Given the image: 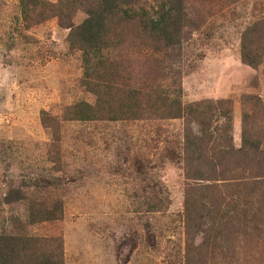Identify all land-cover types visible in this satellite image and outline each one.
I'll list each match as a JSON object with an SVG mask.
<instances>
[{
  "label": "rangeland",
  "instance_id": "rangeland-1",
  "mask_svg": "<svg viewBox=\"0 0 264 264\" xmlns=\"http://www.w3.org/2000/svg\"><path fill=\"white\" fill-rule=\"evenodd\" d=\"M57 2L22 10L20 0H0V234L21 237L30 255L60 247L62 264H264V0L121 5L109 23L115 47L107 53L116 67H128L118 69V89L131 90L136 103L165 95L163 107L181 116L157 118L146 108L140 119L116 121L63 117L72 103L95 98L68 29L42 8ZM167 2L181 28L166 44L142 23ZM125 8L129 21L121 19ZM84 17L76 8L70 23ZM91 59L92 70L98 59ZM208 104L205 126L232 150L229 169L216 165L200 180L193 174L209 165L193 171L183 148L199 117L183 115ZM243 138L257 150L241 151ZM21 186L25 199L1 201ZM192 197L227 213L215 224L212 234H221L213 246L195 227ZM53 203L60 210L54 220H27L28 205Z\"/></svg>",
  "mask_w": 264,
  "mask_h": 264
},
{
  "label": "trees",
  "instance_id": "trees-1",
  "mask_svg": "<svg viewBox=\"0 0 264 264\" xmlns=\"http://www.w3.org/2000/svg\"><path fill=\"white\" fill-rule=\"evenodd\" d=\"M132 0H58L57 4L49 7H42L44 12H52L54 16L58 18L61 25L68 29L67 42L68 46L72 49L79 50L81 52V68H82V82L89 93L94 95L93 103H87L86 101H77L72 103L69 108L64 112V119L77 120V121H91V120H135L140 119L143 112H147L146 108H151V115L160 117L177 118L181 116V113L173 112L163 107L166 102L170 101L165 95H156L149 97L148 103H136L135 95L131 90H119L120 84L118 83L119 71H127V66H117L113 63L115 58H110L107 53L110 52L111 47H115L111 40L113 39V32L109 23L116 19V13L120 9V6L126 3H130ZM22 10L25 5L30 8L39 6L41 7V0H20ZM163 11L158 12L155 17L146 18L143 20L142 27L148 30L151 38L158 39L159 36L164 38V42L170 43L171 40L177 36L180 31L181 18L173 14L172 7L174 3L167 2V5L161 4ZM165 6V7H164ZM76 8H80L85 17L78 23H70V15ZM127 9L123 10V17L121 19L131 17L126 14ZM134 18V17H133ZM133 20V19H132ZM175 20V21H174ZM129 21V20H128ZM98 59V62L94 64L91 70L92 59ZM114 59V60H113ZM113 60V61H112ZM246 64L251 65V61L247 59L246 55H242L241 58ZM114 100H113V99ZM137 99V97H136ZM138 100V99H137ZM176 102V101H175ZM142 105L146 107H142ZM213 105L208 104L204 107V111L201 110H186L184 111V118H193L194 113L199 117L200 128L196 131V134L189 136L185 133L183 148L185 149V157L188 163L193 162V171H196L198 163H206L209 165L207 172H196L193 174L197 179H205L214 170L216 165H219L221 169H229L228 157H230L231 147L225 139L219 138L213 135L212 128L210 132L205 121L207 119L206 112L212 108ZM148 115V114H147ZM149 116V115H148ZM203 117V119H201ZM48 126V125H46ZM51 127V126H50ZM244 145V146H243ZM213 147V148H209ZM241 151L251 153L257 150V145L249 140L242 139ZM239 149V150H240ZM213 153L214 158L208 156V151ZM56 158H52L50 163L54 164ZM231 162V161H230ZM53 166V165H52ZM52 169V167H50ZM191 169V168H190ZM223 176V175H221ZM208 179V177L206 178ZM26 188L35 186L30 184V181L22 183ZM21 187H10L4 194L2 200L6 205H10L15 201L25 199L26 193ZM187 205V198L185 199ZM192 201L195 203L194 209H196L197 223L195 227L200 230L204 237L205 243L208 246H213L212 237L217 233L212 234L217 229V225H221L222 219L226 217V211L221 210L212 204L205 206L200 205L199 200L192 197ZM184 206L186 221L190 220L194 216L192 209ZM156 206V204H154ZM153 208V207H150ZM206 209V210H205ZM205 212L203 213V211ZM27 220L32 224L41 221H50L57 218L60 210L58 205L52 204L51 207H36L33 205L27 206ZM213 216L216 217L217 223L213 222ZM199 218V219H198ZM188 219V220H187ZM187 223V222H186ZM210 239L208 240V236ZM219 234V235H220ZM25 240L16 235H2L0 234V264H62L61 251L50 252L43 255H30L25 251Z\"/></svg>",
  "mask_w": 264,
  "mask_h": 264
}]
</instances>
